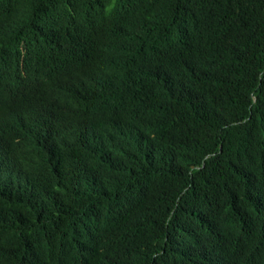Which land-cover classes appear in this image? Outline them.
<instances>
[{
  "label": "trees",
  "instance_id": "obj_1",
  "mask_svg": "<svg viewBox=\"0 0 264 264\" xmlns=\"http://www.w3.org/2000/svg\"><path fill=\"white\" fill-rule=\"evenodd\" d=\"M0 106V264H264V0H0Z\"/></svg>",
  "mask_w": 264,
  "mask_h": 264
},
{
  "label": "bare ground",
  "instance_id": "obj_2",
  "mask_svg": "<svg viewBox=\"0 0 264 264\" xmlns=\"http://www.w3.org/2000/svg\"><path fill=\"white\" fill-rule=\"evenodd\" d=\"M1 107V106H0ZM3 114H0V116H2ZM7 126H8V124L6 125V126H2L1 128H0V132L2 131V132H4L3 130H5L6 128H7ZM0 146H1V143H0ZM4 154H2V156H3Z\"/></svg>",
  "mask_w": 264,
  "mask_h": 264
}]
</instances>
